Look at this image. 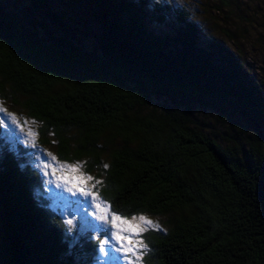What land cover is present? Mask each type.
<instances>
[{
  "label": "trees",
  "instance_id": "16d2710c",
  "mask_svg": "<svg viewBox=\"0 0 264 264\" xmlns=\"http://www.w3.org/2000/svg\"><path fill=\"white\" fill-rule=\"evenodd\" d=\"M96 1L91 46L0 2V95L19 98L42 143L52 132L60 160L103 171L113 213L171 214L143 234L146 264H264L263 89L186 11L160 36L148 24H166L168 6ZM31 5L61 24L47 0ZM38 182L11 154L0 162L6 264H65L64 224L35 202Z\"/></svg>",
  "mask_w": 264,
  "mask_h": 264
},
{
  "label": "rangeland",
  "instance_id": "374dc122",
  "mask_svg": "<svg viewBox=\"0 0 264 264\" xmlns=\"http://www.w3.org/2000/svg\"><path fill=\"white\" fill-rule=\"evenodd\" d=\"M149 1L158 9L165 6L171 9L166 24H148L149 30L163 36L170 32L176 12L186 11L190 19L201 26L204 39L213 38L225 43L239 57L252 83L262 88L264 93V0H228L231 8L224 5L225 0ZM0 2L5 8L22 16L24 24L31 20L29 17L38 18L47 30L55 34H66L89 46L94 43L97 36L96 0H47L48 8L61 21L58 25L49 20L45 12L34 9L31 0ZM6 93L5 97L0 95V162L6 154H11L19 160L21 166L38 172L39 182L32 188V195L39 207L57 213L63 221L64 242L67 244L63 263L146 264L144 257L148 247L125 251L128 240L116 239V233L120 229H124L121 232L122 236H128V226L122 221L113 222V216L120 215L113 213L109 204L100 195L104 183L103 171L100 169L87 171L85 160L71 162L60 160L55 151L52 132L46 133L49 142L42 143L38 134L40 124L16 105L19 98H11L9 90H6ZM214 113L212 109H205L199 118L214 124L216 121L212 117ZM33 132L36 133L35 136L31 135ZM52 156H55L56 160H52ZM77 163L82 164L78 170L62 167ZM105 165L106 163L103 164ZM87 176L93 179L88 180ZM78 177L80 179H77ZM96 181L101 183L96 184ZM141 215L158 225L150 227L148 231L165 230L171 218V214H136L120 217L132 224H139L141 222L138 219L132 218ZM131 239L135 240L137 237L132 236ZM2 242L0 238V248H4ZM0 252L2 253V249ZM5 253L4 251L3 258L0 255V264H6ZM141 253L143 255H140Z\"/></svg>",
  "mask_w": 264,
  "mask_h": 264
},
{
  "label": "snow or ice",
  "instance_id": "6c2138e0",
  "mask_svg": "<svg viewBox=\"0 0 264 264\" xmlns=\"http://www.w3.org/2000/svg\"><path fill=\"white\" fill-rule=\"evenodd\" d=\"M31 135L35 136L36 133H31ZM51 156V154H49ZM52 160H56L55 156H52ZM62 167H66L70 170H78L79 168L82 167V164L77 163L76 165H62ZM107 167V165H105ZM77 179H80L79 177ZM86 179L92 180L93 177L87 176ZM96 184L101 183L100 181H96ZM139 220L141 223L139 224H132L130 221L127 219H123L120 216H113V222L115 221H122L123 224L128 226V236H122L121 232L124 231V229H120L116 233V239L117 240H128V247L125 248V251H134L136 248L140 249H147V244L144 243L142 239V233L146 232L149 230L150 227H158L155 221L149 219L148 217L141 215L138 218L133 217L132 220ZM69 224H71V221H69ZM132 236L137 237V239L133 240L131 239ZM140 255H143L141 253Z\"/></svg>",
  "mask_w": 264,
  "mask_h": 264
}]
</instances>
